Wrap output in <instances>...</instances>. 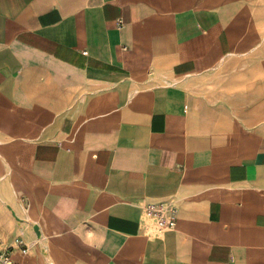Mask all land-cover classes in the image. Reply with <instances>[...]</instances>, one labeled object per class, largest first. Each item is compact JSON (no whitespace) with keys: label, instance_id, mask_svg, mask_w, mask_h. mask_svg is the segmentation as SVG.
<instances>
[{"label":"crops","instance_id":"1","mask_svg":"<svg viewBox=\"0 0 264 264\" xmlns=\"http://www.w3.org/2000/svg\"><path fill=\"white\" fill-rule=\"evenodd\" d=\"M260 6L0 0V181L16 150L44 217L17 262L264 264V133L198 96ZM243 114L262 124L264 102ZM149 204L174 227L147 226Z\"/></svg>","mask_w":264,"mask_h":264},{"label":"rangeland","instance_id":"2","mask_svg":"<svg viewBox=\"0 0 264 264\" xmlns=\"http://www.w3.org/2000/svg\"><path fill=\"white\" fill-rule=\"evenodd\" d=\"M240 19L241 23L236 25L237 31L233 38L232 54L214 73L202 80L198 96L204 98L219 113L222 119L220 122L225 129H232L225 124L229 122L235 127L247 126L245 128L251 129L256 125L264 133V120L262 124H246L242 118L245 110L262 107V101L264 102V6L252 7ZM10 162V174L6 172L7 183L0 181V241L10 244L14 240H20L23 246L19 248L22 250H18L24 253L23 249L27 252L29 246L34 245L31 242L39 237L36 232L41 231L40 225L44 217L39 204L27 194L28 182L18 168L16 150H11ZM14 201L22 206L23 212L12 208L14 222L10 223L4 211L6 205H11ZM142 220L154 229L149 217L144 215Z\"/></svg>","mask_w":264,"mask_h":264},{"label":"built area","instance_id":"3","mask_svg":"<svg viewBox=\"0 0 264 264\" xmlns=\"http://www.w3.org/2000/svg\"><path fill=\"white\" fill-rule=\"evenodd\" d=\"M145 215L152 220L154 230L157 232L172 229L176 222L175 217L166 218L164 215V206L162 204H149L145 208ZM22 246L23 244L20 240H14V242L10 244L0 241V264H20L15 260L13 254L15 250H18ZM22 252H26V249H23Z\"/></svg>","mask_w":264,"mask_h":264}]
</instances>
